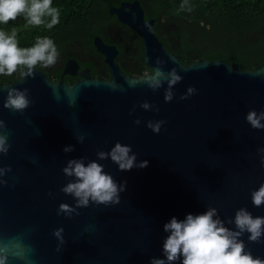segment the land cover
Masks as SVG:
<instances>
[{
	"label": "water",
	"instance_id": "1",
	"mask_svg": "<svg viewBox=\"0 0 264 264\" xmlns=\"http://www.w3.org/2000/svg\"><path fill=\"white\" fill-rule=\"evenodd\" d=\"M110 13L140 37L150 70L175 68L182 81L173 88V101L165 102L166 82L154 91L139 77L125 75L116 61L117 46L96 37L109 80L84 70L79 80L66 83L65 75L79 71L77 60H71L59 81L36 67L32 77L0 84L5 125L0 135L10 145L7 154L0 153V169H5L0 258L5 264H150L152 258L166 259L163 244L170 233L164 225L173 217L184 220L216 208L215 218L234 231L240 209L264 217V205L252 202V193L264 185V130L246 121L250 110L264 111V63L256 70L224 60L186 65L165 49L154 31L156 20L146 19L138 0ZM131 81L137 86L130 87ZM13 88L28 89L30 103L23 113L4 107ZM189 88L196 93L181 100ZM144 102L160 111L143 109ZM160 120L166 123L159 134L147 127ZM118 142L132 148L137 164L147 161L148 166L121 171L110 159L98 160V151L110 152ZM69 146L74 150L65 152ZM79 159L86 165L97 161L113 176L123 189L119 204L90 201L77 207L76 199L61 190L75 180L63 169ZM62 204L71 211H61ZM248 237L241 236L246 249L264 259V237L255 243Z\"/></svg>",
	"mask_w": 264,
	"mask_h": 264
},
{
	"label": "clouds",
	"instance_id": "2",
	"mask_svg": "<svg viewBox=\"0 0 264 264\" xmlns=\"http://www.w3.org/2000/svg\"><path fill=\"white\" fill-rule=\"evenodd\" d=\"M180 7L182 9L187 7L188 11H191L187 0H184ZM21 16L26 21V26L43 25L51 30L60 23L61 12L58 7L53 6V0H0V25H8L10 21H15ZM17 36L18 30L15 27L10 31L0 28V76H12L21 70L22 77H32L33 70L38 65L48 68L57 63L59 52L53 39L38 37L32 47H20ZM155 63L159 65L161 60L157 59ZM138 80L154 91L160 89L166 82L164 98L165 102L170 103L175 96L173 88L182 81V77L175 68L165 73L162 68L157 67L150 73L145 72ZM129 86H137L136 81H131ZM195 93L196 89L189 88L187 94L180 99L187 100ZM29 103L28 89L21 91L13 88L8 91L4 107L23 113ZM140 107L160 111L158 106L150 105L148 102H144ZM246 121L253 129L264 130L262 123L264 111L258 113L254 109L250 110L246 115ZM135 123L140 125L142 121L137 119ZM165 123L164 120L149 121L147 127L159 134ZM4 127V122L0 120V128ZM79 139L83 142V137ZM9 147L8 137L0 135V153L7 154ZM73 150L71 146L64 149L65 152ZM97 156L98 160L110 159L121 171L148 166L147 161L137 164V155L133 153L132 148L119 142L110 152L98 151ZM7 171L11 169L8 168ZM4 172L5 169H0V175ZM63 172L66 176L75 178L61 190L76 199L77 207H86L90 201L100 205L120 203L119 193L123 189L97 161H91L86 165L83 159L71 160ZM252 202L256 207L264 205V185L252 193ZM60 210L71 211L69 206L64 204L60 206ZM217 215L216 208H209L199 215L188 214L184 220L173 217L164 225V231L170 233L163 244V255L166 259L152 258L150 264H176L181 258L182 264H264V259L254 257L241 239L246 232L249 234L250 242H260L264 237V217H253L246 209H240L235 215L234 223L237 230L234 231L226 227L224 221L215 218ZM59 234L58 231L56 235ZM0 264H5V259L0 258Z\"/></svg>",
	"mask_w": 264,
	"mask_h": 264
},
{
	"label": "trees",
	"instance_id": "3",
	"mask_svg": "<svg viewBox=\"0 0 264 264\" xmlns=\"http://www.w3.org/2000/svg\"><path fill=\"white\" fill-rule=\"evenodd\" d=\"M136 0H53V6L61 12L60 23L49 30L46 26H26L21 16L0 28L18 30L20 47H32L38 37H50L55 42L59 58L67 55L78 42L90 47L95 53L94 38L101 37L106 43H116L102 30L119 27L129 32L141 59V76L152 72L143 61V46L136 33L112 15V7ZM147 20H156L154 31L165 49L176 54L186 65L201 59L224 60L236 63L241 69H258L264 63V0H187L188 8H181L184 0H138ZM45 71V67L38 65ZM26 70V69H22ZM18 70L12 76H0L1 83L18 79ZM130 73L129 69H123ZM108 72V71H107ZM53 74H58L56 71ZM97 75L96 70H92ZM110 74H108V79ZM74 78H68L70 84Z\"/></svg>",
	"mask_w": 264,
	"mask_h": 264
},
{
	"label": "flooded vegetation",
	"instance_id": "4",
	"mask_svg": "<svg viewBox=\"0 0 264 264\" xmlns=\"http://www.w3.org/2000/svg\"><path fill=\"white\" fill-rule=\"evenodd\" d=\"M102 31L108 34L110 38H113L116 41V43L113 44L107 43V44L117 46L119 50V54L117 56L116 61L121 67L122 72L125 75L140 77L141 76L140 69L142 68L141 59L137 57L138 51L137 49L134 48V41L132 40V37L130 38L129 32L119 27H111V28L105 27ZM136 37L140 39V37L137 34ZM61 56L62 57L58 59L57 63L54 66L45 68L44 69L45 71H43L52 81H59L60 79H62L66 66L68 62L71 60H77L79 64V71L75 76L65 75L64 76L65 81L68 78H74V81L72 82L79 80L80 73L84 70H89L94 78H99L102 80L110 79V77L108 79V74H110V71L108 65L105 62L104 57L101 54H99L97 51L95 53L90 47L80 42H78L74 50H72L66 56L65 55H61ZM93 69L96 70V73H98L97 75H93L92 73ZM123 69H129L130 73H125ZM55 71L58 74L52 73Z\"/></svg>",
	"mask_w": 264,
	"mask_h": 264
}]
</instances>
